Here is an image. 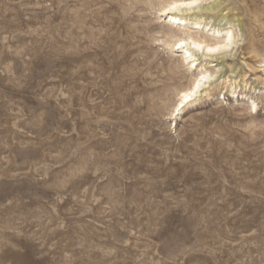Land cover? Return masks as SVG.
I'll use <instances>...</instances> for the list:
<instances>
[{
    "label": "rangeland",
    "instance_id": "obj_1",
    "mask_svg": "<svg viewBox=\"0 0 264 264\" xmlns=\"http://www.w3.org/2000/svg\"><path fill=\"white\" fill-rule=\"evenodd\" d=\"M164 4L0 0V264H264V0Z\"/></svg>",
    "mask_w": 264,
    "mask_h": 264
},
{
    "label": "bare ground",
    "instance_id": "obj_2",
    "mask_svg": "<svg viewBox=\"0 0 264 264\" xmlns=\"http://www.w3.org/2000/svg\"><path fill=\"white\" fill-rule=\"evenodd\" d=\"M204 1L207 2L209 0H166V4H164V6L161 5L162 8H160V10H161L160 13L162 16L167 15V17H169V21L170 22L173 21V24L177 23V25H180V26L184 25V27H189V23H191L190 20L188 19L189 16L188 17L184 16V15L178 13L179 11H182V10L190 11V10H194L196 8L199 9V7H201L202 10H204L206 12H211V11H214L224 0H213L212 2H209L207 4H203ZM225 15H222L223 18L226 17ZM209 17H211V16H209ZM255 18H256V20H259V17L257 15L255 16ZM198 19H199L198 21L192 22L190 27L192 29H197V30L200 28L205 29V27H207V25H203L204 24V14L199 15ZM170 28H172V27H170ZM179 29H181V28H179ZM174 32H175L174 29H171L170 31L168 29L167 36H169V35L173 36ZM221 32L222 31L220 29L215 30V33L221 34ZM232 32H233L232 30H227L226 35L224 36V38H221V39H207L206 37L199 36V35L195 36L193 33L188 32L186 36H182V37L177 38V41L174 44L172 43V46L176 47V49L184 48L185 46H190V48L192 47L196 50L197 49L198 50L203 49V50H206L207 51L206 54L209 55L210 52H214L218 49L230 46V44L234 41ZM164 34H166V33H164ZM169 41H171V40H169ZM165 42H166V39H165ZM167 45L169 46V43ZM171 48H173V47H171ZM187 53H189V49H187ZM187 53H186V55H183V57H182L183 60H185V61L191 59V57H192V55H187ZM193 61H196V59H193L191 61V63ZM212 75H213L212 73H208V70H206L200 76L196 77L193 87L188 89V90L187 89L183 90L182 91L183 93L181 92L182 93V95H181L182 99H181V102H180V104L176 110L182 109V106L186 102L190 101L193 98V96L199 91L201 86L203 84L207 83L208 78ZM244 81H245V79H244ZM236 83H237V81L234 79V81L231 83V85L234 86V84H236ZM239 84H237L236 86H239ZM253 101H254L253 102V104H254L253 107H254V106H256L255 105L256 100H253Z\"/></svg>",
    "mask_w": 264,
    "mask_h": 264
}]
</instances>
